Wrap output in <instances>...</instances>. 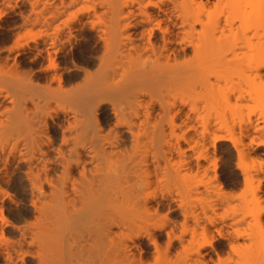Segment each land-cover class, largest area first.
<instances>
[{
	"label": "bare ground",
	"instance_id": "bare-ground-1",
	"mask_svg": "<svg viewBox=\"0 0 264 264\" xmlns=\"http://www.w3.org/2000/svg\"><path fill=\"white\" fill-rule=\"evenodd\" d=\"M260 21L264 0H0L14 36L0 41V202L18 172L32 209L17 239L0 228V262L264 264V168L250 164L264 113L212 117L264 110ZM87 29L103 45L92 72L76 49ZM222 142L239 193L221 183Z\"/></svg>",
	"mask_w": 264,
	"mask_h": 264
},
{
	"label": "rangeland",
	"instance_id": "rangeland-1",
	"mask_svg": "<svg viewBox=\"0 0 264 264\" xmlns=\"http://www.w3.org/2000/svg\"><path fill=\"white\" fill-rule=\"evenodd\" d=\"M10 20L11 22H18L19 18L13 16L9 19V21ZM261 22L264 23V21L254 23L253 26L255 29L254 28H253L254 30L251 29L253 32H251L252 34L250 33V35L252 36L256 33L255 37L252 38V43L260 48L262 47L264 48V29H263L264 24ZM11 34L12 33L11 32L8 33V31H4V32L0 31V41L14 40V36ZM76 40H80L79 45L76 49L79 50L80 52L79 64H81L80 66H82V70L90 71V72L94 71L96 69L98 59L101 56L102 53L101 51L103 46L102 42L97 38V33L95 31L92 30L90 31V29L89 30L87 29L86 31L79 32L78 39ZM242 54H244L245 62H247L250 56V50L245 49L242 52ZM22 60L26 61V58H23ZM27 60L28 62L30 61L29 59ZM37 65L33 66L32 68L37 69L34 71L38 75V79H42L44 78L45 73L39 71L43 69L45 66L42 67L43 62L41 61ZM69 66H71V64H69ZM237 78L238 77L231 78L230 83H228L229 89L231 88L233 89V86H235L239 82ZM233 79H235L234 82L236 84H234ZM263 113L264 110L261 109L258 103L249 99L243 102L242 104H239L238 107L226 108L224 111H219V112L213 111L212 117L214 119L228 120L230 122L239 121L241 118L247 120L248 117H251L252 120H258L260 118V115H262ZM256 136L259 139L264 140V132ZM231 146L232 145L230 143H226V142L220 143L218 153L216 154V159L218 161L219 170L221 173V183L223 184L226 191L239 193L240 189L243 187V179L240 176V172L236 169L237 154L235 153V151ZM253 148L254 150L252 151L251 154L250 164L257 166L259 168L260 167L264 168V145H260L258 147L254 145ZM13 178L15 179V182L10 186L4 185L3 188L12 196L13 200L3 199L4 201L0 202V206H3L4 218L6 219V221L9 222L8 227L0 224V228L4 229V235H5V239H8L7 241H12L17 239L18 232L16 227L25 224V222L30 221L32 218L31 216L32 209L29 206V202L27 201V199L29 198V194L28 192L23 190V187H25V185L24 182H22L21 180L22 174L16 172L14 173ZM261 196H262L261 207L264 210V183L262 187ZM166 212L168 211L166 210L164 213L166 214ZM179 215H180L179 212L172 213L171 214L172 218L171 217L170 218L173 219L172 221H174L175 223H181L182 219L180 218L181 216ZM176 220L178 222H176ZM219 241L220 243L222 242V245L225 244V242L221 240ZM220 249H225V245L224 248L222 246ZM34 262H35L34 259L28 257L24 264H34ZM0 264H4V261H1ZM19 264H23V263L19 262Z\"/></svg>",
	"mask_w": 264,
	"mask_h": 264
}]
</instances>
